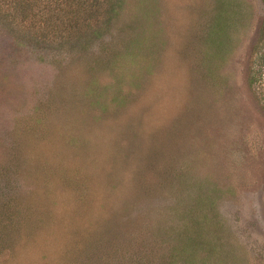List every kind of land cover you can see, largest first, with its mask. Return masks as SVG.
Segmentation results:
<instances>
[{
    "label": "rangeland",
    "instance_id": "obj_1",
    "mask_svg": "<svg viewBox=\"0 0 264 264\" xmlns=\"http://www.w3.org/2000/svg\"><path fill=\"white\" fill-rule=\"evenodd\" d=\"M5 1L0 264H264V0H122L85 41Z\"/></svg>",
    "mask_w": 264,
    "mask_h": 264
},
{
    "label": "trees",
    "instance_id": "obj_2",
    "mask_svg": "<svg viewBox=\"0 0 264 264\" xmlns=\"http://www.w3.org/2000/svg\"><path fill=\"white\" fill-rule=\"evenodd\" d=\"M7 1V2H6ZM21 15L12 23H23L26 19L39 18L45 20L46 27L54 30L56 37H64L73 28L82 29V12L90 10L89 26L92 31H83L77 38L87 40L93 34L99 36V29L103 25H109L117 14V8L121 6L122 0H46L43 7L42 0H6ZM88 15V16H89ZM88 19V18H87ZM94 22V23H93ZM101 26V27H100ZM25 35V34H24ZM257 55L250 69L249 83L254 90L257 99L264 108V44L258 47Z\"/></svg>",
    "mask_w": 264,
    "mask_h": 264
}]
</instances>
